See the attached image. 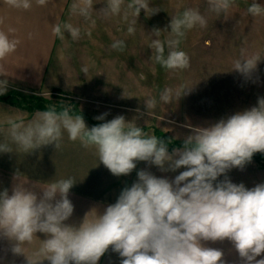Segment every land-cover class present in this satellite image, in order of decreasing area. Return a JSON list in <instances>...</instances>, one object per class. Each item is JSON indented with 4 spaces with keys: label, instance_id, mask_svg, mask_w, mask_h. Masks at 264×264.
Here are the masks:
<instances>
[{
    "label": "clouds",
    "instance_id": "clouds-1",
    "mask_svg": "<svg viewBox=\"0 0 264 264\" xmlns=\"http://www.w3.org/2000/svg\"><path fill=\"white\" fill-rule=\"evenodd\" d=\"M11 8L29 10L33 0H4ZM101 0H73L70 17H82L95 25L93 13L103 18L120 16L135 19L127 29L134 34L141 9L152 15L158 9L150 0H103L105 7L96 12ZM49 0H35L46 7ZM209 11L227 14L235 0H207ZM253 17L264 15V6L255 0L247 8ZM2 23V21H0ZM208 20L198 9L186 8L171 18L170 36L153 39L149 47L151 59L167 70L190 67L189 55L180 49L186 33L199 26L206 28ZM52 34L61 41L65 32L73 41L81 38V28L71 22L56 23ZM167 31V30H166ZM161 30H153L160 37ZM15 29L0 30V61L16 52L21 41L13 35ZM87 35L91 36L90 32ZM31 38V34H30ZM123 40L111 44V49L123 51ZM167 48V53H166ZM261 56L241 51L233 70L248 74L256 69ZM88 74V67L82 69ZM7 80H0V95L7 90ZM176 93L178 99L182 93ZM172 90L165 89L160 99L172 102ZM148 111L155 109V98L145 99ZM71 105L57 110L55 106L37 111L25 123L23 117H8L6 138L0 142V152L30 153L42 146L54 144L58 149L63 134L83 147L93 148L102 163L114 176L129 175L136 162L145 161L163 170L185 167L173 181L157 178L140 170L138 180L120 193L114 204L103 213L93 208L77 226L66 221L73 215L74 205L68 198L76 181L73 178L52 180L40 185L42 195L17 184L12 194L0 192V237L14 242L12 251L24 254L28 264H98L111 249L121 257L120 264H223V252L206 247L202 241H231L245 264H264L256 258L264 253V183L251 189L234 184L229 179L215 183L232 168L243 169L254 154H264V98L257 106L237 112L207 127H195L183 149L170 154L165 141L118 115L110 121L89 128L81 114H73ZM106 114L97 116L104 120ZM0 131L4 129L0 128ZM168 169H165V164ZM182 185V186H181ZM43 233L44 240L36 233ZM39 240V247L29 257L25 245Z\"/></svg>",
    "mask_w": 264,
    "mask_h": 264
},
{
    "label": "rangeland",
    "instance_id": "rangeland-1",
    "mask_svg": "<svg viewBox=\"0 0 264 264\" xmlns=\"http://www.w3.org/2000/svg\"><path fill=\"white\" fill-rule=\"evenodd\" d=\"M252 2L235 0L226 15L217 16L209 11L207 0H150L149 6L158 11L148 15L141 9L132 35L127 29L135 19L133 16L129 15L127 20L123 13L110 18L95 16L92 29L97 28L98 32H91L93 46L87 48L86 37L90 36L86 32L81 33L78 41H73L67 33L66 41L70 47L67 46L65 61L59 65L64 73L60 81L65 90L54 91L45 97L17 93L20 95L17 102L25 106L24 102L30 99L42 98L58 108L76 106L79 112L89 117L91 122L84 119L89 128L123 115L150 134H160V139L165 142L184 144L185 139L193 134V128L207 127L237 112L249 110L257 106L258 99L264 98V15L253 17L247 13ZM255 2L264 6V0ZM105 6L101 0L95 3V11ZM186 8L198 9L208 24L206 28L197 26L189 30L180 44V49L190 57V67L167 70L151 59L154 53L149 45L153 39L169 38L171 18ZM81 20L84 22L82 17L74 18L73 24L79 21L80 26ZM155 29L162 31L160 37L152 33ZM117 40L124 41L123 51L111 49V44ZM242 50L261 56L256 69L248 74L233 70ZM85 67L89 69L88 74L82 71ZM165 89L172 90L171 103L160 99ZM184 89L185 92L176 99V93ZM148 98L157 101L155 109L150 111L144 101ZM102 114H106L104 120H97L96 117ZM59 148L57 158L66 161L74 158L77 162L90 159L104 175L111 177L110 171L99 163L95 149L85 148L82 144H64ZM167 148L170 154L175 149H183ZM10 158V152H0V168L9 169ZM263 164L264 154L256 153L243 169L232 168L214 184L229 179L251 189L264 183ZM165 169H168L167 163ZM140 170L171 182L187 169L162 171L149 162L138 161L136 169L129 175L114 176V184L135 182ZM7 262L5 257L4 264Z\"/></svg>",
    "mask_w": 264,
    "mask_h": 264
},
{
    "label": "crops",
    "instance_id": "crops-1",
    "mask_svg": "<svg viewBox=\"0 0 264 264\" xmlns=\"http://www.w3.org/2000/svg\"><path fill=\"white\" fill-rule=\"evenodd\" d=\"M73 0H49L46 7H40L35 4L31 9L18 10L9 7L4 0H0V30L7 31L9 27L15 29L13 34L21 43L15 53L3 61H0V80H7L6 96L11 92L20 93L27 96L45 97L54 91H64L63 80L64 73L60 71L59 65L65 61L67 54L68 41L65 32V40L61 41L52 34V26L56 23L71 22L77 16L70 17V7ZM99 7V6H98ZM95 11V4L93 5ZM98 14L93 13V17ZM80 21V20H79ZM73 24L81 28L83 32H98L97 28L92 29L90 21L82 24ZM31 34V38H30ZM87 48L93 46L92 36L86 37ZM37 112V111H36ZM36 112H30L23 105L17 102V99L11 102H0V142L6 138L8 125L5 123L8 117H23L25 123L31 120ZM64 144H81L80 141H71L67 132L63 134L60 146ZM10 152V166L0 168V192L8 191L12 194L13 188L20 182H25L24 186L42 195L40 185L52 180L73 178L76 183L71 188L68 198L74 205L73 215L66 223L79 225L85 215L93 208L98 213H103L105 208L114 204L122 190L131 187L132 183L120 184L116 186L113 181L114 175L109 177L104 175L95 163L90 159L70 161L57 158L58 152L54 144L42 146L30 153L15 151ZM60 149V148H58ZM102 173V174H101ZM137 182V180H135ZM40 240L47 237L43 233H36ZM12 241L0 237V264H28L27 257L24 254H15L12 251ZM39 240L32 245H25V254L31 256L33 251L39 247ZM204 246L219 249L223 252V264H245L239 256L233 243L228 239L223 241H202ZM4 257V258H3ZM9 258V259H8ZM264 259V253L256 258ZM121 257L118 253L109 250L101 257L98 264H120ZM42 264H50L44 260Z\"/></svg>",
    "mask_w": 264,
    "mask_h": 264
},
{
    "label": "trees",
    "instance_id": "trees-1",
    "mask_svg": "<svg viewBox=\"0 0 264 264\" xmlns=\"http://www.w3.org/2000/svg\"><path fill=\"white\" fill-rule=\"evenodd\" d=\"M19 97H20V95L17 94L16 92H11V93L7 94L6 96H1L0 102H11L15 99H18ZM22 100H24V99H22ZM24 103H25L24 107L27 108L31 112L37 111V110L45 111L49 107H51L50 103L47 100L42 99V98L30 99ZM56 108L58 111L62 109V108H58V107H56ZM72 108L74 109L73 114H81L84 119L90 121L89 117H87L84 114H82L81 112H79L77 110L76 106H72ZM157 137H158V139H160V134H158ZM165 143L167 144V146H171V147H175V148H183V146H184V144L178 143V142H165ZM263 167H264V164H263Z\"/></svg>",
    "mask_w": 264,
    "mask_h": 264
}]
</instances>
